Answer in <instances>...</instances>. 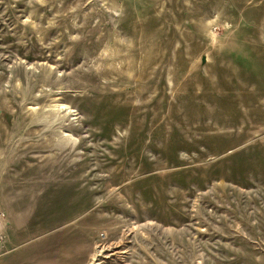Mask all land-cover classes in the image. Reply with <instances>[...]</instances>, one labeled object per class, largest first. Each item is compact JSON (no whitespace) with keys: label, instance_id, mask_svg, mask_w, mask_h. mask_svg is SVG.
I'll use <instances>...</instances> for the list:
<instances>
[{"label":"rangeland","instance_id":"obj_1","mask_svg":"<svg viewBox=\"0 0 264 264\" xmlns=\"http://www.w3.org/2000/svg\"><path fill=\"white\" fill-rule=\"evenodd\" d=\"M0 264H264V0H0Z\"/></svg>","mask_w":264,"mask_h":264}]
</instances>
